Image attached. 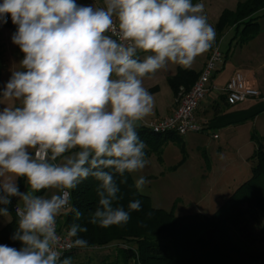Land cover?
Here are the masks:
<instances>
[{
	"label": "clouds",
	"instance_id": "obj_1",
	"mask_svg": "<svg viewBox=\"0 0 264 264\" xmlns=\"http://www.w3.org/2000/svg\"><path fill=\"white\" fill-rule=\"evenodd\" d=\"M203 13L193 0H2L0 24L10 14L24 55L0 88L15 101L0 108V215L12 198L21 202L11 237L21 247L0 244V264H73L63 253L87 248L79 234L88 229L74 222L61 235L58 217L81 219L70 190L90 177L98 182L92 225L126 224L140 210L139 200L127 210L116 203V177L126 183L149 164L137 129L155 101L143 80L169 63L189 68L213 46ZM148 182L140 176L135 186L142 192Z\"/></svg>",
	"mask_w": 264,
	"mask_h": 264
},
{
	"label": "trees",
	"instance_id": "obj_2",
	"mask_svg": "<svg viewBox=\"0 0 264 264\" xmlns=\"http://www.w3.org/2000/svg\"><path fill=\"white\" fill-rule=\"evenodd\" d=\"M262 9L264 0H244L233 10H223L214 25L216 37L234 27L241 42L249 41L259 32L257 20L263 15L257 13ZM1 25L11 30L17 29L10 14L7 15V23ZM19 55L22 59L24 54L21 50ZM1 68L0 53V73ZM199 74L189 69H178L168 78L174 95L181 86L190 89ZM227 103L224 94L214 105L215 113ZM137 131L147 145L146 158L154 155L158 162L162 161V150L168 142H179L182 139V136L172 131L154 132L148 125H140ZM251 140L255 148L247 159L250 177L211 214L176 216L172 209L152 207L149 196L140 193L131 174L126 173V183H120L121 177H116L120 188V199L116 203L127 210L129 202L139 200L141 208L130 213L126 224L102 228L89 223L91 213L98 206V182L91 177L82 181L70 192L71 204L83 215L79 221L72 214L61 215L58 217V230L66 234L74 222L86 226L88 231L79 236L88 241V247L74 248L63 254V257H70L73 261L76 251L114 248V257L104 255L100 259L101 264H264V233L259 239L260 245H254L257 241L251 238L253 227L264 230V140L256 132L251 133ZM18 183L20 190L27 186L23 177ZM44 192L42 190L38 194L43 195ZM7 207L12 219L0 229V243L20 248L21 242L11 238L17 229L12 203Z\"/></svg>",
	"mask_w": 264,
	"mask_h": 264
},
{
	"label": "rangeland",
	"instance_id": "obj_3",
	"mask_svg": "<svg viewBox=\"0 0 264 264\" xmlns=\"http://www.w3.org/2000/svg\"><path fill=\"white\" fill-rule=\"evenodd\" d=\"M76 2L78 3L79 0ZM237 4L235 0H207V9L213 19L222 9H235ZM14 32L15 30L0 24L2 56L0 88H3L11 72L19 68L20 48L11 40ZM14 104L15 101L0 97V108ZM210 132L219 135L218 140L208 135L203 137L204 144L199 142L201 145L190 143L188 138H183V143L170 141L163 147L161 162L152 155L146 158L149 164L142 171L131 174L134 183L140 176H144L149 181L142 192L138 191L149 196L152 207L172 209L176 216L211 214L244 180L250 177V165L247 159L255 148L252 143L247 142L251 134L245 135L244 141L241 140L240 133L233 134L232 143L224 144L228 137L226 133H222L223 130L212 129ZM252 132L254 131L248 133ZM197 147L199 151L194 150L198 149ZM182 159L185 163L180 166L178 163ZM26 190L25 186L21 189V191ZM53 191L48 190L49 195ZM9 216H11L10 212ZM263 233V229L252 228L251 238L257 241L254 245H260L259 239ZM74 254L76 257L72 261L73 264H101L100 259L104 255L109 254L113 258L115 251L114 248L89 249L83 252L76 251Z\"/></svg>",
	"mask_w": 264,
	"mask_h": 264
},
{
	"label": "crops",
	"instance_id": "obj_4",
	"mask_svg": "<svg viewBox=\"0 0 264 264\" xmlns=\"http://www.w3.org/2000/svg\"><path fill=\"white\" fill-rule=\"evenodd\" d=\"M242 1L244 0H235L237 3ZM193 3H203V14L206 15L208 22L213 27L223 10H233L228 8L222 9L212 19L207 9V0H193ZM78 4L102 6V0H79ZM260 14L263 17L257 20L259 32L249 41L241 42L238 31L234 27L228 28L220 37L215 38V42L211 48L216 45L222 52L223 59L217 65L212 75L209 92L195 111L196 122L205 128L202 132L189 133L182 136L180 140L182 143L183 138H188L190 143L194 142L201 145L200 143L204 144L205 141L203 137L208 135L212 139L218 140L219 135L215 132H210L212 129L223 130L222 133H226L228 138L225 139L224 144L232 143V135H236L237 133L241 134V140L244 141V136L251 134L248 133L251 130L264 140V9L257 13V15ZM211 48L206 53L198 56L189 68L169 63L165 68L144 78L143 86L154 97L155 103L152 113L143 121H140V125H147L158 121L173 112L175 108L174 93L169 85L168 78L173 76L178 69H189L200 72L209 56ZM235 71H240L245 76L247 84L258 90L260 96L237 104L227 103L224 106L222 105L223 107L215 113L214 105L224 95V87ZM214 135H216L215 138ZM247 142L254 145L250 135ZM194 150L199 151V148ZM184 159L181 160L182 164L185 163ZM181 161L178 164H181ZM43 195L50 196L48 190H45ZM13 204L20 205L21 202L16 200V198H12ZM11 219L12 216L2 217L0 215V229Z\"/></svg>",
	"mask_w": 264,
	"mask_h": 264
},
{
	"label": "built area",
	"instance_id": "obj_5",
	"mask_svg": "<svg viewBox=\"0 0 264 264\" xmlns=\"http://www.w3.org/2000/svg\"><path fill=\"white\" fill-rule=\"evenodd\" d=\"M222 59L223 54L215 45L211 49L209 56L192 87L188 90L182 86L177 89L174 95L175 108L173 112L158 121L147 124L151 130L154 132L172 131L179 136L202 132L203 126L196 122L195 111L209 92L211 77ZM223 92L226 95L229 104L241 103L260 96L258 90L247 84L245 76L240 71H235L233 73L226 83ZM215 137L216 135H214V138ZM19 206L20 205L18 204L12 205V211L16 219L18 218L15 209ZM59 233L65 235L60 231ZM67 252L70 251H65L63 254Z\"/></svg>",
	"mask_w": 264,
	"mask_h": 264
}]
</instances>
